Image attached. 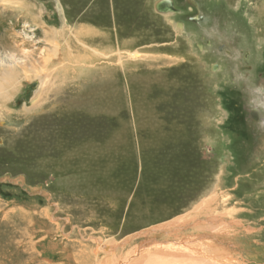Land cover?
Here are the masks:
<instances>
[{
	"label": "rangeland",
	"instance_id": "1",
	"mask_svg": "<svg viewBox=\"0 0 264 264\" xmlns=\"http://www.w3.org/2000/svg\"><path fill=\"white\" fill-rule=\"evenodd\" d=\"M156 1L0 0L8 66L43 28L93 61L53 56L39 96L41 75L0 72V264H120L155 243L264 264V0Z\"/></svg>",
	"mask_w": 264,
	"mask_h": 264
},
{
	"label": "bare ground",
	"instance_id": "2",
	"mask_svg": "<svg viewBox=\"0 0 264 264\" xmlns=\"http://www.w3.org/2000/svg\"><path fill=\"white\" fill-rule=\"evenodd\" d=\"M163 12L166 14V13H171L172 11H163ZM195 19H197V16L195 17ZM64 24L67 25V23L65 21H64ZM175 26L178 27L179 30L183 29L182 23H177V25H175ZM67 28H68V30H70V29L72 30V27L69 26V24H68ZM64 29L61 28L60 30H54V29L43 28V31H44V34L46 37L44 39L43 47H41L39 50L37 48V54L34 53L35 50L33 52H31L29 49H27L25 44H20V45H22V48H19V46H18V48L16 47L17 49L10 50L7 53L5 52L8 59L13 61V64H10L9 66H12V67H10V69H8L9 68V66H8L9 62L5 63L4 62L5 60L3 61L2 59H0V72H2L3 75L9 74V73L11 74V70H13L15 68L17 69L18 67H20L21 75H23V77L29 75L28 73H30V72L34 73L35 76L38 74L37 75L38 77H40V75H41L42 78H41L40 86L38 87L39 88L38 91H36L37 92L36 95H37L41 89H44L52 81V76L49 73H47V70L48 69L51 71L53 70L52 68L54 67V64H53L52 57L53 56L58 57V53L65 56L64 58L67 61L66 64H62V67L64 66L67 68H73V69L77 70V68H75L76 66L89 65V63H93V61H90L92 58L90 52H89V54H87V52L84 49V47L87 48L89 46L86 44L82 45L81 43H80V47L73 46L72 42L70 40H68V38H65V32H68V31L67 30L63 31ZM87 35L91 36L90 38H92L93 37L92 31L89 29L78 30V34H76V33L73 34L75 39H77V40L79 39V41H82V42H86L84 39V36H87ZM95 36L93 38H95ZM79 37L82 39H80ZM62 38H63V40H62ZM59 39L62 41H64V39H66L65 40L66 43L67 42H70V43H67L64 45V47H62L63 44H62V42L59 41ZM96 39H101V38L96 36ZM22 41H24V39ZM60 48H63V50H60ZM88 49L92 50L91 47H89ZM59 50H60V52H59ZM66 52H69V53L67 54ZM93 52H94L95 56H102L101 52H98L95 50H93ZM129 56L135 57V56H137V54L134 52L131 55L129 54ZM17 60H20V62H18ZM213 69H214V67H213ZM216 69H218V68L216 67ZM46 74H49V75H46ZM6 76H8V75H6ZM54 81L55 80H53V82ZM63 83H61V84L63 85ZM37 96H39V94ZM263 98H262V100H263ZM35 99L36 98L34 97V100ZM262 103L264 104L263 101H262ZM256 113H257V110H256ZM181 218L182 217H180L179 219H176L178 224L184 223V222H182ZM212 224L214 226L218 225V220H216ZM148 232L152 233L151 230ZM97 242L99 243L100 247H102L104 244L103 242L102 243H100L99 241H97ZM162 244H164V243H162ZM164 245H167V243ZM168 245H169V247L159 248L160 246H158V244L155 243L154 245L140 247L139 249L143 248V250H145L144 252H140V250L137 248V246H135L137 249L135 248V251L133 253H131L132 251L130 250L131 256H129V257L126 256L127 259L124 262H121L120 264H125L127 261H129V262L126 264H221V261H219V260L218 261H212L211 258H209V260L208 259L193 260V258L191 257V249L189 247L186 249H184V248L173 249L174 247L170 246V245H172L171 243H168ZM115 246L116 245H114V244L107 246L106 250L109 253V255L113 254V250H114ZM181 247H183V246H181ZM103 248L105 249L104 246H103ZM206 249L210 250V252L213 253V250H211L210 247H208ZM166 250H168V251H166ZM162 251H165V252H162ZM192 251H193V249H192ZM124 255H128V252L124 253ZM218 255H219V252H218ZM222 258H223V261L226 259V258L224 259V257H222ZM104 259H106V258H104ZM111 260H114V258H111L109 256V258L107 259L108 264H111ZM227 261L229 264H231L230 259ZM103 262L104 261L102 260V263Z\"/></svg>",
	"mask_w": 264,
	"mask_h": 264
},
{
	"label": "water",
	"instance_id": "3",
	"mask_svg": "<svg viewBox=\"0 0 264 264\" xmlns=\"http://www.w3.org/2000/svg\"><path fill=\"white\" fill-rule=\"evenodd\" d=\"M155 9L159 12L162 11H172L174 13L179 12V10L177 8L174 7L173 5V1L172 0H158L155 2ZM197 15H193L191 17H189V19L191 21H198L201 20L203 18L202 15H198L197 19H195ZM217 67V64L214 65V68Z\"/></svg>",
	"mask_w": 264,
	"mask_h": 264
},
{
	"label": "flooded vegetation",
	"instance_id": "4",
	"mask_svg": "<svg viewBox=\"0 0 264 264\" xmlns=\"http://www.w3.org/2000/svg\"><path fill=\"white\" fill-rule=\"evenodd\" d=\"M191 16H193V15H191ZM191 16H189V17H191ZM187 19L189 20V21H191L188 17H187ZM201 21V20H200ZM199 22V21H198ZM192 23V22H191ZM194 23H195V21H194ZM195 24H197V23H195ZM217 49L218 50H223V51H225V53H227L228 52V50H225V48H224V46H222L221 44L220 45H218L217 46ZM227 51V52H226ZM229 54V53H228ZM246 54V53H245ZM240 69H242L241 67H239V70ZM248 116H249V118L252 120V121H255L258 117V112L256 113V109H254V108H252L250 111H249V113H248ZM255 117V118H254ZM249 130L245 127L244 128V130H243V132H244V134L247 136V134H248V136H247V138H249V139H252L253 137H254V134H253V131L251 130V131H249Z\"/></svg>",
	"mask_w": 264,
	"mask_h": 264
}]
</instances>
